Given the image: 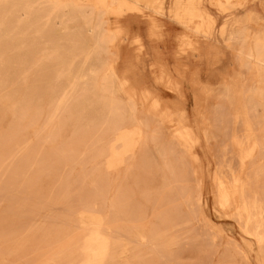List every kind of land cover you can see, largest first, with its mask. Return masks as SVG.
I'll return each instance as SVG.
<instances>
[{
  "label": "rangeland",
  "instance_id": "obj_1",
  "mask_svg": "<svg viewBox=\"0 0 264 264\" xmlns=\"http://www.w3.org/2000/svg\"><path fill=\"white\" fill-rule=\"evenodd\" d=\"M263 5L0 0V264H264Z\"/></svg>",
  "mask_w": 264,
  "mask_h": 264
},
{
  "label": "bare ground",
  "instance_id": "obj_2",
  "mask_svg": "<svg viewBox=\"0 0 264 264\" xmlns=\"http://www.w3.org/2000/svg\"><path fill=\"white\" fill-rule=\"evenodd\" d=\"M41 1V0H40ZM46 1V0H45ZM66 1V0H65ZM12 3V2H11ZM67 3H69V2H67ZM263 4V3H262ZM45 5V4H44ZM36 8V7H35ZM263 8H264V5H263ZM5 9V8H4ZM45 10V9H44ZM101 10V9H100ZM35 11V10H34ZM6 13V12H5ZM7 14V13H6ZM12 20V19H11ZM32 20V19H31ZM102 20V19H101ZM102 22V21H101ZM103 22H104V19H103ZM92 24V23H91ZM13 25V24H12ZM247 25V24H246ZM108 27V26H107ZM109 29V28H108ZM111 29V28H110ZM247 29V28H246ZM19 31V30H18ZM262 31V30H261ZM26 33V32H25ZM262 33V32H261ZM253 34V33H252ZM99 35H101V39H100V42H101V44L103 45V47L105 48V50H108L107 48H109L110 49V47H108V45H109V42H110V40H111V37L109 36V34H108V32L105 30L103 33H101V34H99ZM240 35V34H239ZM241 36V35H240ZM260 36H261V34H260ZM235 37V36H234ZM248 37V36H247ZM259 37V36H258ZM42 38H43V36H42ZM46 38V37H45ZM231 38H232V36H231ZM240 38V37H239ZM244 38H245V35H244ZM250 38V37H249ZM252 38H253V35H252ZM257 38V37H256ZM99 40V39H98ZM234 40V39H233ZM243 40V39H242ZM248 40V39H247ZM252 40V39H251ZM263 39H262V37H259V38H257V43L258 44H256V45H259V48H262V50H263V47H262V45H263V41H262ZM236 41V40H235ZM256 41V40H255ZM68 42V41H67ZM100 42L99 41H97V43L98 44H100ZM242 42V41H241ZM244 42H245V40H244ZM249 42V41H248ZM248 42H247V44H248ZM235 43V42H234ZM238 43V42H237ZM236 44V43H235ZM241 44V43H240ZM246 44V45H247ZM249 44H250V42H249ZM242 45V44H241ZM255 45V46H256ZM110 46V45H109ZM243 46V45H242ZM250 46V45H249ZM261 46V47H260ZM264 46V45H263ZM100 47H101V45H100ZM244 47H245V44H244ZM258 47V46H257ZM102 48V47H101ZM256 50H257V48L256 47H254ZM250 49V48H249ZM254 49V50H255ZM250 50H252V49H250ZM255 50V51H256ZM261 50V49H260ZM259 51V50H258ZM257 51V52H258ZM108 52V51H107ZM252 51H250V53H251ZM260 52V51H259ZM109 53H110V51H109ZM261 53V52H260ZM246 54H248V53H246ZM256 54H258L259 55V53H256ZM261 55H262V53H261ZM263 56V55H262ZM237 57V56H236ZM244 57V56H243ZM250 57V56H249ZM238 58V57H237ZM246 58V57H245ZM251 58H252V56H251ZM257 58H258V56H257ZM262 59H263V57H262ZM250 60V59H249ZM249 60H247V61H249ZM253 60V59H252ZM259 61H261V59L259 60ZM258 61V62H259ZM89 62V61H88ZM105 62H107V61H105ZM250 63H251V60L249 61ZM261 62H264V61H261ZM111 63V61L108 59V62H107V64L106 65H104V71L103 72H105V71H107L108 70V68L110 67V64ZM103 65V64H102ZM252 65V64H251ZM249 67H250V65H248ZM102 70H103V68H101ZM101 70V71H102ZM260 70V69H259ZM93 72V71H92ZM95 72V71H94ZM97 72V71H96ZM100 72V71H99ZM102 72V73H103ZM98 73V72H97ZM97 73H93V74H97ZM106 73V72H105ZM88 74V73H87ZM107 74V73H106ZM253 75V74H252ZM235 76V75H234ZM110 81V80H109ZM177 114V113H176ZM179 128V127H178ZM239 175V174H238ZM243 194V193H242ZM244 197V196H243ZM242 197V198H243ZM242 198H241V200H242ZM245 200V199H244ZM246 201V200H245ZM244 201V202H245ZM243 203V202H242ZM247 204V203H246ZM245 206H247V205H244V206H242V207H245ZM248 210H249V208H247ZM264 210V209H263ZM245 211V210H244ZM248 212V211H247ZM243 213V212H242ZM246 213V212H245ZM244 213V214H245ZM249 214V213H248ZM252 214V213H251ZM251 216V215H250ZM248 224V223H247ZM259 224V223H258ZM259 237V236H258ZM259 239V238H258ZM261 244V243H260Z\"/></svg>",
  "mask_w": 264,
  "mask_h": 264
}]
</instances>
